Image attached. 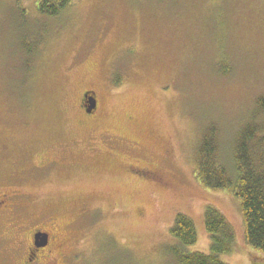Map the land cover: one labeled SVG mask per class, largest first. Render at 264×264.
Masks as SVG:
<instances>
[{"label":"rangeland","instance_id":"rangeland-1","mask_svg":"<svg viewBox=\"0 0 264 264\" xmlns=\"http://www.w3.org/2000/svg\"><path fill=\"white\" fill-rule=\"evenodd\" d=\"M260 98L264 0H75L55 17L39 0H0V195L15 203L0 238L49 232L63 245L55 264H178L176 216L195 223L189 250L209 255L213 206L236 234L221 260L264 264L240 201L195 174L212 125L233 167L239 130L264 120Z\"/></svg>","mask_w":264,"mask_h":264},{"label":"trees","instance_id":"trees-1","mask_svg":"<svg viewBox=\"0 0 264 264\" xmlns=\"http://www.w3.org/2000/svg\"><path fill=\"white\" fill-rule=\"evenodd\" d=\"M75 0H39V11L55 17ZM264 111V98L257 100ZM257 110V111H258ZM239 130L232 149L233 167L225 164L221 155L219 131L212 125L204 132L196 157V178L212 191H229L241 204L247 244L264 254V120L258 123L255 114ZM205 226L211 238V254L192 252L197 229L188 216L179 213L171 236L176 243L171 248L178 264H227L221 256L231 253L236 234L226 217L215 207L205 211Z\"/></svg>","mask_w":264,"mask_h":264},{"label":"flooded vegetation","instance_id":"flooded-vegetation-1","mask_svg":"<svg viewBox=\"0 0 264 264\" xmlns=\"http://www.w3.org/2000/svg\"><path fill=\"white\" fill-rule=\"evenodd\" d=\"M90 98H94L96 101L95 108L90 107L91 105L88 103V99ZM82 107L89 115H94L98 109V100L96 99L95 94L92 95L89 92H85L82 98ZM134 173L145 180L158 184L164 183L161 175L155 170H150L148 168H136ZM22 197L16 199V208L18 207V202H20ZM13 199L14 196L13 198H10L5 194L0 195V212L13 211L15 209V203L13 204L10 202ZM38 233L48 235L46 243H43L41 239L39 241L36 240V235ZM61 246H63L61 242L59 241L58 243L54 240V236H52L49 232L37 229H34L29 241H25L24 239L17 237L11 243H6L0 238V264H55L56 258L55 256L53 257L52 254L55 248H57L56 250H59Z\"/></svg>","mask_w":264,"mask_h":264},{"label":"water","instance_id":"water-1","mask_svg":"<svg viewBox=\"0 0 264 264\" xmlns=\"http://www.w3.org/2000/svg\"><path fill=\"white\" fill-rule=\"evenodd\" d=\"M88 100H89L88 103L91 105L90 107H91V108H95V106H96V101L94 100V98H93V99L90 98V99H88ZM40 239L43 241V243H46L47 240H48V235H47V234L38 233V234L36 235V240L39 241Z\"/></svg>","mask_w":264,"mask_h":264}]
</instances>
